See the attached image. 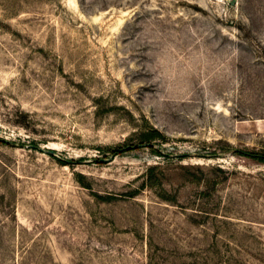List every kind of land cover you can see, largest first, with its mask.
<instances>
[{"label":"rangeland","instance_id":"obj_1","mask_svg":"<svg viewBox=\"0 0 264 264\" xmlns=\"http://www.w3.org/2000/svg\"><path fill=\"white\" fill-rule=\"evenodd\" d=\"M0 140V264H264V0H0Z\"/></svg>","mask_w":264,"mask_h":264},{"label":"trees","instance_id":"obj_2","mask_svg":"<svg viewBox=\"0 0 264 264\" xmlns=\"http://www.w3.org/2000/svg\"><path fill=\"white\" fill-rule=\"evenodd\" d=\"M158 137H162L161 134H159L158 132L156 131H153V132H148V133H145L143 135V139H144V142H151V141H154L156 138ZM0 142H3V143H6V144H10L8 142H4L3 140H0ZM37 148V147H36ZM235 153L237 154H241V155H245V156H248V157H251V158H254V159H257L261 162H264V155L262 154H254V153H246V152H241V151H238V150H234ZM59 161L61 163H63L64 165H67L69 164V162L65 161V160H61L59 159Z\"/></svg>","mask_w":264,"mask_h":264},{"label":"water","instance_id":"obj_3","mask_svg":"<svg viewBox=\"0 0 264 264\" xmlns=\"http://www.w3.org/2000/svg\"><path fill=\"white\" fill-rule=\"evenodd\" d=\"M146 146H152L151 144H147ZM137 148V146H135ZM130 149V148H129ZM49 155H54V151L48 150L46 151ZM110 161V160H109ZM101 162H108V160H101Z\"/></svg>","mask_w":264,"mask_h":264}]
</instances>
